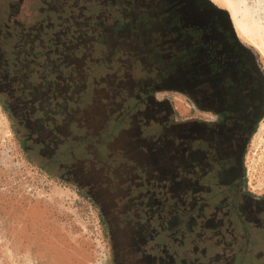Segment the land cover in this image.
I'll return each instance as SVG.
<instances>
[{
	"label": "flooded vegetation",
	"instance_id": "obj_1",
	"mask_svg": "<svg viewBox=\"0 0 264 264\" xmlns=\"http://www.w3.org/2000/svg\"><path fill=\"white\" fill-rule=\"evenodd\" d=\"M27 1L0 0V96L25 151L95 199L109 227L114 264H179L172 246L182 244L167 235L172 178L183 188L178 159L191 157L213 173L229 130L213 125L217 142L210 147L198 136L180 149L170 143L167 130L181 123L172 124L167 105L148 92L163 82L161 69L146 70L150 65L129 55L123 41L112 55L105 51L104 37L131 21L125 12L134 0H68L58 5H69L66 11L53 8L52 14L42 0ZM243 158L244 152L242 165ZM256 224L243 222L245 232L239 222L220 226L232 227L225 240L247 246Z\"/></svg>",
	"mask_w": 264,
	"mask_h": 264
},
{
	"label": "rangeland",
	"instance_id": "obj_2",
	"mask_svg": "<svg viewBox=\"0 0 264 264\" xmlns=\"http://www.w3.org/2000/svg\"><path fill=\"white\" fill-rule=\"evenodd\" d=\"M65 1L68 0H42L49 9L45 13L52 14L53 8L58 10L55 13L66 11L69 5L64 9L58 6ZM209 1L224 12L223 21L233 27L264 81V0ZM125 13L131 21L118 26L114 35L104 37L108 56L117 51L122 41L121 45L148 27L154 9L145 6L144 0H134ZM146 70H151V65ZM161 80V85H151L148 92L167 105L172 124L200 121L225 126L229 116L240 108L234 97L227 98L231 114L225 111L226 105L201 106L184 91L167 87L164 76ZM253 119L243 147V165L238 166L233 156L219 155L222 162H215L216 170L210 173V167L200 169L191 157L178 159L183 165V188L177 190L176 177L172 178L173 197L167 200V235L173 233L182 244L172 246V251L180 255L179 264H264V209L259 208L264 199V107ZM242 122L243 118L236 114L234 130ZM178 142L171 141L173 146ZM211 159L203 157L205 164ZM227 164L231 169L218 175L216 171ZM207 217L210 219L206 220ZM249 220L257 222V226L252 225L254 234L247 246L246 242L224 239V232L232 227H222V223L239 222L240 231L245 232L242 223ZM197 231L199 236H195ZM199 253L205 255L200 258ZM0 264H114L109 227L95 199L78 184L40 166L25 151L18 126L1 96Z\"/></svg>",
	"mask_w": 264,
	"mask_h": 264
},
{
	"label": "water",
	"instance_id": "obj_3",
	"mask_svg": "<svg viewBox=\"0 0 264 264\" xmlns=\"http://www.w3.org/2000/svg\"><path fill=\"white\" fill-rule=\"evenodd\" d=\"M144 3L153 7L154 14L148 27L128 38L124 47L133 58L161 69L167 87L184 91L201 106L226 105L225 111L231 114L227 98L238 100L240 108L236 114L243 122L234 130L236 114L229 116L225 128L230 132L225 134L221 146L222 154L233 156L240 166L254 115L264 107V81L251 54L240 44L233 27L223 21L224 12L209 0ZM215 132L213 125L186 122L172 126L167 136H171L170 141H180L178 149L182 143L189 145L196 136L210 147L215 143ZM175 148L170 150L172 161ZM259 204L264 209V199Z\"/></svg>",
	"mask_w": 264,
	"mask_h": 264
}]
</instances>
